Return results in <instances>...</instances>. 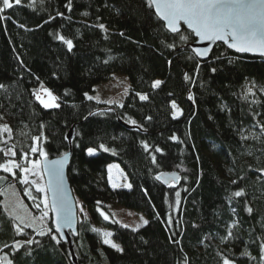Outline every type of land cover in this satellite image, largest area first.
<instances>
[{
  "label": "trees",
  "instance_id": "1",
  "mask_svg": "<svg viewBox=\"0 0 264 264\" xmlns=\"http://www.w3.org/2000/svg\"><path fill=\"white\" fill-rule=\"evenodd\" d=\"M67 2L35 0L29 7V0H22V6L4 13L0 127L7 125L11 136L0 149L13 148L17 164L25 167L31 157H40L29 154L34 137L43 134L40 146L48 157L58 156L68 149L64 136L73 126L67 177L89 218L78 220L73 262L66 243L37 235L48 228L56 235L50 215L39 230L21 226L4 210L0 193V256L13 264H223L224 258L264 264V57L237 54L216 43L209 57L200 60L191 51L192 33L182 27L189 40L181 42L145 0H72L70 12ZM57 35L72 40L71 51ZM173 43L176 48H168ZM115 72L129 82L121 105L86 98L96 83ZM155 80L163 82L157 89L152 87ZM40 83L58 97L59 108L39 105L33 91ZM248 83L253 88L244 95ZM173 101L183 112L177 119L172 117ZM173 135L177 140L170 139ZM89 147L95 155L86 154ZM156 147L163 152H154ZM6 159L0 152V164ZM111 163L131 188L110 186ZM171 171L179 174L176 185L155 179ZM14 173L0 172V188L10 186L37 215L41 194L21 183V168ZM239 190L243 195L234 196ZM111 203L142 212L149 223L133 231L105 220L100 208ZM92 222L107 227L123 252L104 244ZM17 225L24 235H17ZM27 239L39 244L19 251L11 247Z\"/></svg>",
  "mask_w": 264,
  "mask_h": 264
},
{
  "label": "snow or ice",
  "instance_id": "2",
  "mask_svg": "<svg viewBox=\"0 0 264 264\" xmlns=\"http://www.w3.org/2000/svg\"><path fill=\"white\" fill-rule=\"evenodd\" d=\"M35 3V0H29V7H32ZM146 6L148 8L154 9V14L164 22L165 27L173 34L178 36L181 42L187 43L189 40L188 35H184L181 32V22L184 25H187V28L191 30V33L194 34V37L198 38L200 41H222L228 48L234 49L237 52L245 53H259L264 56V0H145ZM15 6H22V0H0V22L6 21L7 16L4 15L6 10L13 9ZM65 7L70 12L72 10V0H68ZM58 16H63L61 12L57 13ZM86 15V13H85ZM50 19H55V17H50ZM48 21H45L47 23ZM24 27V25H19ZM99 27L104 29V25L100 24ZM123 35V33H121ZM64 44L67 45L69 51L73 48V42L71 39L65 38L63 35H57L56 37ZM170 49H175L176 44L167 45ZM192 53L195 57L204 59L207 58L210 52L208 48H192ZM190 59L193 57H189ZM171 64V61H168ZM196 71L199 72L200 63H196ZM30 71V70H29ZM216 69L213 68L212 72H215ZM184 79L186 81L190 80V77L185 73ZM39 80V77H37ZM163 82L160 80H155L152 84L154 89H157L161 86ZM0 88H4L3 84H0ZM251 91V89H249ZM46 94L47 98L45 99L42 95ZM35 99L44 109H56L60 107V104L57 102L58 97L53 95V93L46 87L43 83L40 84V88L33 91ZM141 100H147V95H140ZM87 99L91 100L93 97L88 96L85 93ZM189 100H193V96L190 94L188 96ZM173 119L179 118L183 115V112L177 106L176 102L173 101L171 104ZM151 119V117H148ZM132 124H135L136 121H131ZM43 127V125H41ZM264 128V125L261 126ZM0 132L8 133L9 137L11 136V129L7 125L0 127ZM79 135V133H76ZM46 137L41 136L34 137V144L31 147L32 153H39L41 160L40 161H30L32 168H23L16 163L13 159H8L5 163L0 164V169L5 173H12L14 168H21V171L28 173L31 172L32 175H37L36 169L43 166V170L48 174V181L46 185H41L36 181H30L28 176H24L21 180V183L24 184H33L35 189L39 193L44 194V198L41 201L43 204V209H41V215L39 220L43 222L49 216V211L56 214L55 221V232L60 233L61 237L63 236L62 229L72 228L73 227V213L71 205L67 200L66 195L63 190V180H64V168L68 162V153H64L61 158L55 160L48 159V152L45 151L42 147L38 146L39 141ZM74 139V137H72ZM70 136L65 135L64 140H69ZM173 141L177 140V137L173 135L170 137ZM6 143V141H4ZM79 147V144L76 145ZM105 152L110 151L109 148L105 147L103 144L99 146ZM145 151H148L149 145L145 142L143 144ZM114 151V150H113ZM0 152H3L5 156H16V152L13 151V148L0 149ZM156 153H162L163 150L159 147L154 149ZM86 154L88 156H93L96 154L94 148H87ZM25 159H27V153L24 154ZM151 161L153 164L157 163V158L153 154L151 156ZM112 166H109V172H111ZM111 180V177H109ZM158 181H163L168 184L170 187L173 186L174 182L179 181L180 177L176 173H163L156 175L155 177ZM235 183V181H233ZM119 185L113 184V187H118ZM125 187L131 188V184L124 185ZM146 191V190H145ZM48 192H51V200L48 199ZM30 195V192H26ZM236 197L243 195V190L234 192L233 194ZM176 196V205L180 204V192L175 193ZM36 199L35 197H32ZM97 203H100L99 201ZM37 209L41 208L40 204L35 205ZM247 211L251 213L252 209L248 208ZM101 215L105 220L109 219V216L101 211ZM15 219L19 220L21 224L26 228H32L33 224L26 222L22 217L16 216ZM142 224L147 225L148 220L141 217ZM167 223L171 225V217H169ZM127 227V225H125ZM140 225L137 226V228ZM95 231V229H93ZM137 229L134 228L133 231ZM52 229L48 228L47 230H40L37 232L39 236L50 235L52 240H55L57 243H60V240L55 234H52ZM17 235H24L23 228L19 225L16 226ZM229 236L232 233L229 231ZM105 239L103 243L109 245L117 252H123V248L119 244L114 243L108 237L112 236V233L105 232ZM32 244H39V241L34 239H27L23 242L17 240L14 241L11 246L14 251H19L21 248H26ZM5 247H9L5 245ZM262 251H264V245H262ZM264 259V256L261 257ZM0 264H13L11 259L5 257H0ZM223 264H232L228 258H224Z\"/></svg>",
  "mask_w": 264,
  "mask_h": 264
},
{
  "label": "rangeland",
  "instance_id": "3",
  "mask_svg": "<svg viewBox=\"0 0 264 264\" xmlns=\"http://www.w3.org/2000/svg\"><path fill=\"white\" fill-rule=\"evenodd\" d=\"M40 84L36 87V90L40 88ZM44 87L48 88L45 85ZM93 88H94L93 92L88 94V96L93 97V100L98 101V102H104L107 104L121 105L123 103L125 96L129 92V82L125 74L120 73V72H115L111 75V77L108 80L100 81L96 83ZM252 88H253V85L251 83H248L247 86L243 89V94L248 95L251 92L249 91V89L252 90ZM49 90L51 91V89ZM42 95L44 96L45 99L47 98L46 94L42 93ZM53 95L55 94L53 93ZM173 111L174 109H172V113ZM8 139H10L8 133H5V134L0 133V143H5L4 141L7 142ZM33 144H34V141L32 142L31 147L33 146ZM38 146L41 147L39 143H38ZM31 147H30L29 154L30 153L32 154ZM7 148H10V147H6L5 149ZM40 158L41 157H31L26 162V165L23 168L31 169L32 164L30 163V161H39ZM8 159H13L17 163V160L14 159V157L12 156H7L6 161ZM109 166H112L111 172H109ZM0 172L7 174L2 169H0ZM13 172H14V169H13ZM36 172L38 173L37 175H32L31 172L25 173L22 171V179L24 176L27 175L30 181L34 180L37 183L44 185L40 168L36 169ZM107 177H108V182L110 186L112 187H113V184L119 185L118 187H125L124 185L128 184L125 174L115 163H111L108 165ZM109 177H111V180L109 179ZM31 186L35 189V185L31 184ZM0 193L3 197L1 204L4 210L9 215H11L14 219L16 216L22 217L26 222L33 224V227L31 229H34V230H39L41 229V227H46L49 216L43 222L39 220V217L41 215V209H43V204L41 203V201L44 198L43 193H40L41 198L38 204L41 205V208L40 209L36 208L37 215H35L28 208V206L25 203V200L22 197H20V195H17L14 193V190L10 186H6V185L2 186L0 188ZM101 211H103L106 215L109 216V219H107V221H117L118 223L124 226L127 225L128 227H131V228H135L138 225L142 224L141 217H143V219H146V216L142 212L123 207L116 203L108 204L106 210L103 208H100V212ZM77 215H78V220L89 218V214L86 208L83 207L81 201L78 198H77ZM15 220L17 221L18 224H20L21 226H24L23 224L20 223L19 220L17 219ZM92 226L100 232V234L102 235V242H103V240L105 239L104 233L110 232V230L107 227L105 226L102 227L101 225H97L94 222H92ZM108 239L112 240L116 244H119L111 236L108 237ZM0 257H5V255H1ZM232 264H235V263L232 262Z\"/></svg>",
  "mask_w": 264,
  "mask_h": 264
},
{
  "label": "water",
  "instance_id": "4",
  "mask_svg": "<svg viewBox=\"0 0 264 264\" xmlns=\"http://www.w3.org/2000/svg\"><path fill=\"white\" fill-rule=\"evenodd\" d=\"M154 11V9H153ZM158 18V17H157ZM159 19V18H158ZM160 20V19H159ZM163 25H164V22L162 20H160ZM184 28L188 31L191 32L190 29L187 28V25H184L183 22H181V28ZM164 28L170 32L164 25ZM171 33V32H170ZM193 37H194V34H192ZM216 43H221L223 44L227 49L237 53V54H246V55H249V56H256V57H264L262 55H260L259 53H250V52H245V53H240V52H237L235 51L234 49H231V48H228V46L222 42V41H200L198 38L194 37V41L191 43V49L192 48H208L210 49V52L212 50V48L214 47V45ZM210 52H209V55H210ZM208 55V57H209ZM207 57V58H208ZM198 58V57H196ZM207 58H204V59H201V58H198L200 60H206ZM132 127H135V126H132ZM73 126H71L67 132V135L70 136V139L67 140L68 143H69V146H68V149L63 152L62 154L58 155V156H54V157H48L49 160H55V159H59L62 157V155L64 153H68L69 154V157H68V162L67 164L65 165V168H64V180H63V190H64V194L66 195L67 197V200L69 201L70 205H71V209H72V213H73V227L72 228H63L62 229V233H63V236L61 237L60 233H56L57 235V238L63 242V243H66L67 244V248H68V251L70 253V256L73 260V262L76 261L75 259V255H74V251H73V237L76 236L77 234V223H78V215H77V196L75 195V193L73 192L70 184H69V181H68V177H67V166H68V163H69V160H70V157H71V141H72V137L74 136V133H73ZM41 160V158H40ZM41 170V174H42V178H43V182H44V185L47 184V181H48V174L46 171L43 170V166H41L40 168ZM163 173H176L178 176L179 174L176 172V171H171V172H163ZM163 185L165 186H168V184L164 183L163 181H160ZM178 181L174 182L173 185H176ZM48 199L51 200V192H48ZM49 215H50V220H51V224L55 230V221H56V214L54 212H51L49 211Z\"/></svg>",
  "mask_w": 264,
  "mask_h": 264
},
{
  "label": "bare ground",
  "instance_id": "5",
  "mask_svg": "<svg viewBox=\"0 0 264 264\" xmlns=\"http://www.w3.org/2000/svg\"><path fill=\"white\" fill-rule=\"evenodd\" d=\"M193 36V35H192ZM194 38V37H193Z\"/></svg>",
  "mask_w": 264,
  "mask_h": 264
}]
</instances>
